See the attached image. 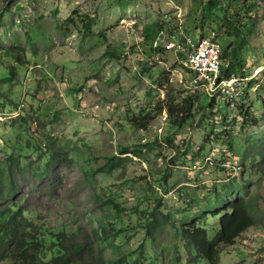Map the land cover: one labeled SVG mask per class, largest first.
<instances>
[{
	"label": "rangeland",
	"instance_id": "1",
	"mask_svg": "<svg viewBox=\"0 0 264 264\" xmlns=\"http://www.w3.org/2000/svg\"><path fill=\"white\" fill-rule=\"evenodd\" d=\"M209 1L0 0V41L25 48L22 63L0 52V174L13 169L38 231L82 245L84 264H208L181 226L215 239L238 198L258 225L221 264H264V0ZM161 30L234 43L223 62L252 79L236 108L188 90L184 42L153 57ZM188 97L180 128L169 107ZM104 225L113 243L96 240Z\"/></svg>",
	"mask_w": 264,
	"mask_h": 264
},
{
	"label": "trees",
	"instance_id": "2",
	"mask_svg": "<svg viewBox=\"0 0 264 264\" xmlns=\"http://www.w3.org/2000/svg\"><path fill=\"white\" fill-rule=\"evenodd\" d=\"M218 1L219 0L209 1L207 5L209 10H211V4L214 3L217 5ZM231 1L235 2L237 5H242V8L245 7V4H242L241 0ZM245 10L247 11H243L245 12L243 17L246 19L245 22L249 24L247 20L252 19L248 16L251 9L247 7ZM231 28L237 31V28ZM218 29L221 30L220 27H218L217 30ZM213 30L217 32V30ZM233 47V42L225 46V51L223 50V59L229 56L228 52L233 49ZM152 50L154 53L153 46ZM3 51L10 54L16 52L17 60L22 63V53L25 51L24 47L6 46L0 41V52ZM232 66H234V64ZM236 66L241 67L240 69L244 67L241 62H236ZM240 72L242 73L241 78H244L246 76L245 72H236L235 68L228 66L225 70V76H238ZM193 104V99L188 97L184 100L182 105H171L169 107L171 119H173L174 115L177 116V118L173 119L175 125L180 128L184 126L190 119ZM210 105L213 106V103ZM240 108H242V110L244 109L243 107ZM242 115L246 117L243 124L245 128L248 125L250 115L249 113L244 114L243 111ZM255 124H257L256 119ZM55 159L54 156L51 162L52 164ZM19 194L20 189L17 184L15 172L10 167L7 183L3 175L0 174V264H6L8 260L12 261L13 264H84L85 249L82 245L75 242L70 243L73 241H68L66 238L65 240L62 239L60 232L38 231V225L35 224L33 219L29 216V211L24 201L19 198ZM111 202L119 211L118 204L112 200ZM219 212L224 214L221 220V230L215 239H210L207 229L199 226L197 222L184 223L179 231L182 238L187 243V248L191 251H196L199 257L205 258L208 261V264H221V257L224 249L234 246L236 241L246 231L258 225L249 200L246 198H238L228 202L218 213ZM155 213L156 212L150 213L152 217L149 223L152 225L158 223ZM120 232L121 231L116 230L114 227L112 228L104 225L95 232V238L97 241L113 243Z\"/></svg>",
	"mask_w": 264,
	"mask_h": 264
},
{
	"label": "built area",
	"instance_id": "3",
	"mask_svg": "<svg viewBox=\"0 0 264 264\" xmlns=\"http://www.w3.org/2000/svg\"><path fill=\"white\" fill-rule=\"evenodd\" d=\"M183 42L187 46V55L182 60L181 67L190 77L188 90L195 92L201 90L214 103H223L236 108L252 79L236 75L225 76L227 66L223 62V47L215 34L198 39L196 42L184 37ZM183 42L170 38L164 30H161L153 42V57L159 59L162 50L180 52L183 50ZM1 119L0 115V121Z\"/></svg>",
	"mask_w": 264,
	"mask_h": 264
},
{
	"label": "crops",
	"instance_id": "4",
	"mask_svg": "<svg viewBox=\"0 0 264 264\" xmlns=\"http://www.w3.org/2000/svg\"><path fill=\"white\" fill-rule=\"evenodd\" d=\"M237 68H238V67H237ZM243 69H244V68H243ZM237 70L239 71V69H237ZM243 72H246V70H245V71L243 70ZM246 77H247V75H246Z\"/></svg>",
	"mask_w": 264,
	"mask_h": 264
}]
</instances>
